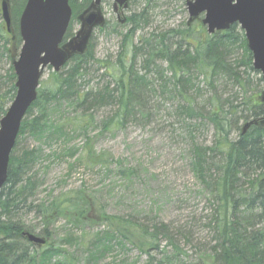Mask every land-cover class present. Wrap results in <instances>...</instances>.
<instances>
[{
  "label": "rangeland",
  "instance_id": "obj_1",
  "mask_svg": "<svg viewBox=\"0 0 264 264\" xmlns=\"http://www.w3.org/2000/svg\"><path fill=\"white\" fill-rule=\"evenodd\" d=\"M83 1L73 0L75 5L72 8L79 11L78 4ZM12 4H9L11 32L15 35L18 32L15 26L19 27L20 17L15 20ZM100 7L105 21L102 26L92 30L90 39L93 57L83 64L79 79L82 89L93 92L105 86H114L108 72L115 65L120 52L126 48L123 38L131 28V24L120 22V18L136 15L137 30L130 41L131 51L128 49L127 53L130 58L133 45H140L143 38L156 36L169 28H183L187 22L201 24L204 17V14H200L190 21L186 0H130L123 15L121 11L116 12L114 0H102ZM77 13L74 14L73 9L68 33L74 34L81 27L76 19ZM1 23L5 24L2 15ZM203 27L207 32V27ZM241 35H244V31L238 25L236 40L230 44L227 60L237 65L236 71L249 79L250 85L243 88L233 80L219 76L212 82L213 87H210L202 76H195V86L190 91L196 96L199 108L208 109L209 97L217 95L242 109L244 101L264 92V81H259L261 75L257 70L253 73L243 63L241 45L244 36ZM2 45L3 41H0ZM19 51L13 59L7 58L6 54L0 56V111L3 107L0 119L12 102L10 74L12 61L17 59ZM143 58L144 55L137 57V68L141 73L146 72ZM161 64L165 69L166 63ZM70 66L62 67L58 73L66 74ZM156 72L157 69L153 68L148 73L151 89L145 92V108L141 109L145 114L135 110L136 113L120 127L103 129V121L118 110L116 102L108 100L101 107L93 108L89 102L84 107H78L55 101L49 106L48 124L50 127L62 125L65 134H47L43 138L24 134L17 140L12 156L20 157L24 150L32 149L37 154L28 172L37 181L35 197L32 199L47 202L64 192L79 189L90 198V209H87L85 216L92 218L93 222H81L77 219L78 214L66 216L63 212H53L49 214V237L39 234L45 226L41 217L28 208L30 199L11 214H4L0 206L1 220L10 218L13 222L21 221L33 233L46 239L44 247L31 246V242H27L30 252L35 251L36 257L44 249L50 250L52 255L46 259V264L206 263L208 251L215 243L213 230L208 226L209 214L214 206L209 192L196 179L192 163L195 145H210L214 139V128L207 120L190 118L181 113L180 106L184 101L172 91V83L168 85L169 89L162 92ZM53 73L56 72L48 66L42 75L40 87L44 92L53 90ZM165 74L171 76L170 72ZM83 110H87L88 115L93 113V123L86 134L71 125ZM242 124L243 121L240 122V128ZM90 141L107 166L99 164L89 168L80 162L82 147ZM117 160L135 169L133 179L119 177L115 170ZM104 214L133 219L147 225L150 230L152 224H169L172 229L170 239L180 247L181 253L176 254L173 245H166V239H163L159 250L149 251L141 247L138 237H133L131 242L118 241L116 234H110L107 219L102 218Z\"/></svg>",
  "mask_w": 264,
  "mask_h": 264
},
{
  "label": "trees",
  "instance_id": "obj_2",
  "mask_svg": "<svg viewBox=\"0 0 264 264\" xmlns=\"http://www.w3.org/2000/svg\"><path fill=\"white\" fill-rule=\"evenodd\" d=\"M26 1L8 0L9 4L13 3L15 20L20 17ZM91 1L84 0L78 4L79 11H75V7L72 8L74 14L83 12L90 6ZM69 3L71 7L75 5L73 0H69ZM135 17L136 15L126 17L125 24H131L123 38L126 48L120 52L115 65L108 72L114 81L113 88L105 86L93 92L82 89L79 84L83 64L93 57L90 41L84 54L71 57L66 64H71L66 74L53 73V90L44 92L41 87L38 89L37 98L22 122L17 140L24 134L35 138H43L47 134H65L62 125L50 127L48 124L49 106L55 101H64L78 107H84L89 102L93 108L101 107L108 100L116 102L118 110L103 121V129L110 130L122 126L136 113L135 110L145 114L141 109L145 108V92L151 89L148 73L153 68L157 69L162 92L169 89L168 85L172 83V91L184 101L180 106L181 113L190 118L207 120L214 128V139L210 145H195L192 163L196 179L209 192L214 206L209 214L208 226L213 230L215 243L208 251L207 261L203 264H264V123L260 121L264 116V108L260 101L261 94L244 101L242 109L228 100H223L221 96L212 95L208 99V109H201L195 100L196 96L190 91L195 86V76H202L210 87H213L212 82L219 76L233 80L243 88L250 85L249 79H245L236 71L237 65L227 60L230 44L236 40L238 24H233L226 31L208 34L200 23L192 25L187 22L183 28L173 27L156 36L143 38L140 45H133L132 56L128 58V49L131 51L130 41L137 30ZM15 29L18 32L14 35L4 23L0 24V41H3L0 56L6 54L7 58L13 59L17 55L22 39L18 25ZM71 36V33H67L66 38ZM242 43L243 63L256 73L245 37ZM142 55L143 68L146 70L144 73L137 68V57ZM161 62L166 63L165 69L162 68ZM11 70L10 90L13 100L16 93V76L13 67ZM166 72H170L171 76L167 77ZM259 81L263 82L261 76ZM33 109H36L35 112ZM2 111L3 107L0 113ZM88 113L83 110L71 122V125L85 134L93 123V113ZM251 120H257L258 123L243 132L244 124ZM241 121L243 124L240 128ZM81 152L79 160L85 167L94 168L99 164L107 166L103 156L94 150L91 141L82 147ZM36 159L35 149L24 150L20 157L11 155L7 181L0 192L3 213L11 214L30 199L28 208L41 217L45 228L39 234L46 237H49V214L53 212H63L66 216L78 214L77 219L81 222H93L92 218L85 216L87 209H90V198L85 196L81 189L64 192L47 202H36L37 200L32 199L37 181L34 175H28V172ZM115 162L118 164L115 170L119 177L125 180L133 179L134 168L124 166L121 160ZM105 215L102 218L107 219L110 234H116L118 241L121 239L131 242L133 237H138L141 247L149 251L159 250L163 239H166V245H173L176 254L181 253L180 247L170 239L172 229L169 224H152L150 230L147 225L133 219ZM23 231L33 233L21 221L0 219V264H46V259L52 255L50 250L46 248L36 257L35 251L32 253L29 250V242L27 237L22 235Z\"/></svg>",
  "mask_w": 264,
  "mask_h": 264
},
{
  "label": "water",
  "instance_id": "obj_3",
  "mask_svg": "<svg viewBox=\"0 0 264 264\" xmlns=\"http://www.w3.org/2000/svg\"><path fill=\"white\" fill-rule=\"evenodd\" d=\"M101 2L92 0L90 6L78 16L80 29L63 43L72 17L69 0H27L19 20L22 46L18 58L12 61L16 95L0 120V191L7 181L10 155L22 120L37 98L45 69L51 66L55 72H59L72 56L85 53L92 30L102 26L105 21ZM186 5L190 21L204 14L201 22L207 27L208 34L225 31L238 24L245 33L247 47L253 57V68L261 73L264 81V0H186ZM128 6L129 0H114L116 11ZM1 7L10 31L11 15L7 0L1 1ZM120 21L124 23L126 17L120 18ZM261 103L264 108V92ZM260 121L264 123V116ZM257 123V120L246 122L243 132ZM22 235L34 244L43 245L46 242L43 237L29 231H23Z\"/></svg>",
  "mask_w": 264,
  "mask_h": 264
},
{
  "label": "bare ground",
  "instance_id": "obj_4",
  "mask_svg": "<svg viewBox=\"0 0 264 264\" xmlns=\"http://www.w3.org/2000/svg\"><path fill=\"white\" fill-rule=\"evenodd\" d=\"M68 31H69V26H68V28H67V30H66V34L68 33ZM26 117V116H25ZM24 117V118H25ZM1 120V119H0ZM24 120V119H23ZM23 120H22V122H23ZM21 125H22V123H21ZM5 185V184H4Z\"/></svg>",
  "mask_w": 264,
  "mask_h": 264
}]
</instances>
